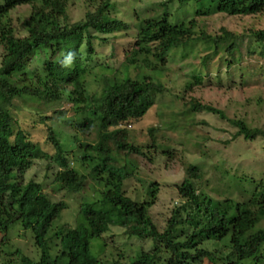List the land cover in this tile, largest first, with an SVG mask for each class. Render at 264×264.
Here are the masks:
<instances>
[{"label": "trees", "instance_id": "1", "mask_svg": "<svg viewBox=\"0 0 264 264\" xmlns=\"http://www.w3.org/2000/svg\"><path fill=\"white\" fill-rule=\"evenodd\" d=\"M68 1L0 0V233L17 224L30 231L33 245L39 252L37 261H32L19 249L5 252L2 250V236L0 264H101L89 251L90 240L100 238L110 225L122 228L127 238L151 241L148 251L140 250L133 258L125 259L123 264H198L202 259L210 258L208 249L198 247L205 241H214L227 252L223 259L217 258L221 264H264V227H257V216L264 215L263 193L241 187L236 195L237 198L247 196L245 201L236 198L234 201L230 197L216 200L198 194L188 179H199V170L188 165L184 170L187 178L177 186V194L185 202L173 210L161 231L148 214L157 185L149 184L141 200L125 195L122 184L130 171L124 165H117L116 156L118 153H138L137 147L128 143L127 128L145 115L163 86L157 82L154 84L143 74L139 80L101 75L97 80L101 85L99 93L87 91L85 74L97 66L109 67L107 64H91L101 59L93 52L92 42L108 40L100 36L118 30L119 21L109 17L110 0H83L87 7L94 6L93 10H87L82 19L69 23L66 15ZM172 1L178 4L204 2V9L196 11V16L246 17L264 13V0H166L160 6ZM21 5L28 6L29 12L23 22L25 36L18 37L8 14ZM194 18L171 24L164 11L141 20L135 26L132 43L143 55L139 68L150 64L148 58H156L163 64L167 53L189 41H202L211 47V57L223 53L226 70L238 63L234 60L239 61L244 53L249 52L247 47L242 48L244 39L257 44L261 48L260 55L263 54L264 28L251 31L246 37L224 30L218 35L204 32L195 35ZM236 53L238 59H235ZM122 67L128 66L124 63ZM189 76L188 89L206 78L200 73ZM216 79L219 81L220 75ZM15 100L46 104L50 108L64 104L72 110L69 118L60 111H56L53 118H41L44 122L58 123L70 132L69 137L59 140L56 129L47 126L46 140L54 151L52 156L42 152L21 129H15L10 113ZM189 106L192 113L204 112L227 120L236 128L232 139H264L263 129L249 128L241 120H228L220 110L207 104L191 99ZM92 127L96 130L94 144L78 142L79 134ZM64 138L77 143L76 152L72 154L73 162L82 167L92 165L89 176L101 183L104 190L97 202L79 206L84 224L76 228L61 225L54 232L52 237L57 240V245L52 244L55 251L50 254L45 236L64 204L52 203L42 192L40 184L32 180L24 182L23 176L33 161L46 158L58 169L54 176L57 190L71 193L80 189L86 176L69 167L66 155L72 150L71 146H64ZM233 179L244 181L242 178ZM252 205H256V209ZM181 212L187 222H194L196 217L200 222L186 227ZM113 264L120 263L115 261Z\"/></svg>", "mask_w": 264, "mask_h": 264}, {"label": "rangeland", "instance_id": "2", "mask_svg": "<svg viewBox=\"0 0 264 264\" xmlns=\"http://www.w3.org/2000/svg\"><path fill=\"white\" fill-rule=\"evenodd\" d=\"M165 2L166 0H110L112 8L108 14L110 18L119 21L118 30L100 36L108 38L105 42H92L93 52L101 59L99 62L95 60L90 63L96 66L107 64L111 68L97 66L84 76L86 90L97 94L101 88L97 80L101 75H115L119 79L123 77L122 80H139L143 74L153 80L154 84L157 82L163 86L145 115L127 128L128 143L134 144L138 153H118L115 159L118 166L124 165L130 171L122 184L124 193L129 198L141 200L149 184L157 185V193L148 214L158 231L165 227L173 210L185 202L178 196L177 186L187 178L184 170L188 165L199 170V179H188L198 194L216 200L230 197L234 201L235 198L245 201L247 196L237 198L236 195L241 187L264 194V139H232L236 128L227 120L204 112L192 113L189 106L190 100L194 99L200 104L220 110L228 120H241L249 128L264 130V52L260 55L261 48L251 40L244 39L242 48L247 47L249 52L244 53L239 61L234 60L238 63L226 70L223 64L226 56L223 53L211 57V47L202 41H189L167 53L163 64L156 58H148L150 64L140 69L143 55L132 46L135 26L141 20L153 18L164 11L168 13L171 24L197 17L194 18L195 35L200 32L218 35L224 30L240 37L263 29L264 13L246 17L223 14L204 17L194 14L204 9V2L178 4L172 1L160 6V3ZM93 8L94 6L87 7L83 0H69L66 8L69 23L82 19L84 13ZM28 12L29 7L21 5L8 14L12 29L18 37L25 36L23 22ZM82 56H85L84 52ZM207 56L209 59H204ZM234 56L238 59L237 53ZM124 63L128 67H122ZM197 73L205 74L206 78L199 85L186 88L189 75ZM217 75H220L219 81L216 79ZM231 76L232 79L229 80L228 77ZM13 104L10 113L15 121V129H21L47 156H52L54 152L46 140L47 126L56 129L59 140L61 137L70 136V132L60 124L41 120L43 116L53 118L56 111L64 112L63 116L66 118L71 117L73 113L68 106L63 104L50 108L46 104H28L20 100H15ZM95 131L92 127L84 134H79L78 142L94 144ZM63 143L64 146H71V153L66 155L69 167L86 176L80 189L71 193L57 190L54 176L58 169L46 158L33 161L23 176L24 182L32 180L40 184L42 192L52 203L64 204V209L45 236L50 246V254L55 251L52 244L57 245V240L52 237L54 232L61 225L76 228L84 224L79 206L97 202L104 190L101 183L89 176L92 165L82 167L73 162L72 154L77 143H73L71 138H64ZM233 178H242L244 181ZM256 201H259L258 198ZM95 207L98 209L99 205ZM253 208L256 209V205ZM180 217L186 227L200 222L197 217L193 219L194 222H187L183 212ZM257 218V227L263 228L264 215ZM1 238L4 240L3 251L19 249L32 261L38 260L39 252L33 245L29 230H23L15 224L7 232L0 233ZM151 246L150 240L127 238L123 235L122 228L110 225L100 238L90 240L89 251L101 264H113L115 261L123 264L125 259L133 258L140 250L148 251ZM198 247L210 252V258L202 259L198 264H221L217 258L223 259L227 253L214 241L202 242Z\"/></svg>", "mask_w": 264, "mask_h": 264}]
</instances>
